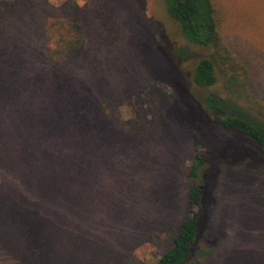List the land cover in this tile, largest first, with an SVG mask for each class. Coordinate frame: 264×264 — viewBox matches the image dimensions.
I'll list each match as a JSON object with an SVG mask.
<instances>
[{"label": "rangeland", "instance_id": "1", "mask_svg": "<svg viewBox=\"0 0 264 264\" xmlns=\"http://www.w3.org/2000/svg\"><path fill=\"white\" fill-rule=\"evenodd\" d=\"M213 2L214 48L250 72L236 109L264 128V0ZM57 19L83 28L73 62L42 47ZM212 53L184 39L164 0H0V264H156L187 216L196 129L212 147L203 235L216 247L200 264H264V154L205 109L229 99L222 78L193 82ZM140 108L162 114L120 132Z\"/></svg>", "mask_w": 264, "mask_h": 264}, {"label": "trees", "instance_id": "2", "mask_svg": "<svg viewBox=\"0 0 264 264\" xmlns=\"http://www.w3.org/2000/svg\"><path fill=\"white\" fill-rule=\"evenodd\" d=\"M167 13L180 27L184 39L191 45L213 50L212 57H205L197 64L193 82L199 88H213L222 78V88L229 99L210 95L205 99V109L215 115L224 129L237 138L253 143L264 154V128L238 111L235 103H249L250 72L247 64L238 62L230 49L214 48L219 39V22L213 0H164ZM48 60L64 64L77 60L86 50V38L76 21L54 20L48 25L41 39ZM215 51V52H214ZM156 84L147 85L134 95L142 98ZM133 96V95H132ZM236 111V112H235ZM130 119L119 125V131L140 135L159 118L156 113L145 116L143 109L133 111ZM129 129H125V126ZM194 157L188 178L195 184L188 191V211L182 221L171 247L156 264H200L201 260L213 259L216 247L205 241L203 235L205 200L207 193L205 169L211 161L212 147L206 134L196 129L193 133Z\"/></svg>", "mask_w": 264, "mask_h": 264}]
</instances>
